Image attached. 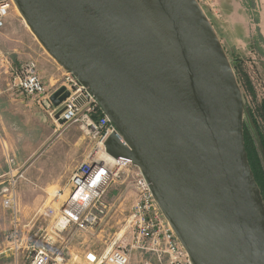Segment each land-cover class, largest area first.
Here are the masks:
<instances>
[{"label":"water","instance_id":"1","mask_svg":"<svg viewBox=\"0 0 264 264\" xmlns=\"http://www.w3.org/2000/svg\"><path fill=\"white\" fill-rule=\"evenodd\" d=\"M13 2L45 51L116 127L107 153L141 170L191 262L264 264V198L244 117L253 125L199 3ZM69 97L62 87L51 101L60 107Z\"/></svg>","mask_w":264,"mask_h":264},{"label":"built area","instance_id":"2","mask_svg":"<svg viewBox=\"0 0 264 264\" xmlns=\"http://www.w3.org/2000/svg\"><path fill=\"white\" fill-rule=\"evenodd\" d=\"M196 1L202 7L207 0ZM15 11L13 0H0V33ZM8 75H14L11 85L14 95L37 103L57 124L55 116L63 110L60 118L65 123L61 125H79L83 133L96 142V149L87 161L74 169L65 191H53L57 207L35 209L28 223L16 181L3 189L1 206L9 216L10 225L0 257L10 264H69L73 256L70 258L55 248L60 235L72 228L94 229L108 219L112 204L124 198L121 191L116 201L109 203L110 188L119 184L134 194L124 229L115 235L104 252L87 250L82 254L83 264H193L141 170L130 160L116 159L107 153L105 143L117 130L94 96L67 72L59 85L49 90L34 62L26 63L15 73L12 60L0 46V79ZM62 87L70 97L60 107H55L51 97ZM40 221L47 222V227L38 226Z\"/></svg>","mask_w":264,"mask_h":264},{"label":"rangeland","instance_id":"3","mask_svg":"<svg viewBox=\"0 0 264 264\" xmlns=\"http://www.w3.org/2000/svg\"><path fill=\"white\" fill-rule=\"evenodd\" d=\"M202 9L212 24L230 63L235 68L234 73H237L244 93V103H247L246 105L252 109L262 125L258 109L264 101V0H207L202 4ZM0 46L12 60L15 73L20 71L26 63L34 62L49 90H54L59 85V81L63 80L64 69L41 46L25 25L17 9L0 34ZM13 81L14 75L4 76L0 79V87L7 88V85H12ZM27 101L33 103L30 100ZM69 126L76 127L73 130V138L80 143L77 146L79 151L94 152L96 142L86 136L79 125ZM244 127L248 130L251 128L245 117ZM42 132L30 131L29 135L43 137L45 133L43 132L42 135ZM15 142L14 160L28 166L35 160L34 155L42 139L33 140L30 138ZM54 190L48 191L49 200L46 205L42 206L57 207L52 202ZM121 191L124 198L118 203L112 204L111 202L116 201L115 198L121 195ZM35 198L31 192L22 191L20 193V201L26 214V223L30 221L31 213L36 208L42 207L33 206ZM133 201L134 194L128 192L124 185H114L109 192V203L112 204L109 218L98 227L87 231H79L76 228L69 229L60 235L55 248H58V251H64L70 258L73 256V260L69 264H83L81 255L87 250L104 252L111 246L115 235L124 229L125 220L129 216ZM6 217L8 218L7 215ZM7 218L2 223L5 221L9 223ZM47 224L45 221H40L38 226L46 228ZM2 257H0V264H10V262H5Z\"/></svg>","mask_w":264,"mask_h":264},{"label":"crops","instance_id":"4","mask_svg":"<svg viewBox=\"0 0 264 264\" xmlns=\"http://www.w3.org/2000/svg\"><path fill=\"white\" fill-rule=\"evenodd\" d=\"M74 128L55 123L37 103L14 95L10 84L7 88L0 87V197L11 181H16L19 197L22 191L31 192L36 197L33 206L38 207L47 204L50 189L65 191L74 169L87 161L91 154V151L77 148L80 143L73 138ZM30 131H43L45 135L30 136ZM30 138L42 139V142L34 155L35 160L25 166L14 160L15 141ZM0 208L1 248L10 225L7 221L2 223L8 214L2 209L1 198Z\"/></svg>","mask_w":264,"mask_h":264},{"label":"trees","instance_id":"5","mask_svg":"<svg viewBox=\"0 0 264 264\" xmlns=\"http://www.w3.org/2000/svg\"><path fill=\"white\" fill-rule=\"evenodd\" d=\"M233 69L235 68L233 67ZM235 75L240 86L237 73H235ZM240 88L242 90V86H240ZM242 94L244 97L243 90ZM246 106L249 111L253 128H250V131L244 127L245 146L250 166L264 198V157L262 155L264 153V101L260 104L258 109V114L261 117L262 125L259 123L252 109H250L248 105Z\"/></svg>","mask_w":264,"mask_h":264},{"label":"bare ground","instance_id":"6","mask_svg":"<svg viewBox=\"0 0 264 264\" xmlns=\"http://www.w3.org/2000/svg\"><path fill=\"white\" fill-rule=\"evenodd\" d=\"M148 1L152 2V0H148ZM16 9H17L18 13L21 15L22 19L24 20L25 25L27 26V28L31 31L30 27H29L28 24L26 23L25 19L23 18L22 14H21V12L19 11V9H18L17 6H16ZM31 33L33 34L32 31H31ZM33 35H34V34H33ZM34 36H35V35H34ZM36 39H37V38H36ZM37 40H38V39H37Z\"/></svg>","mask_w":264,"mask_h":264}]
</instances>
